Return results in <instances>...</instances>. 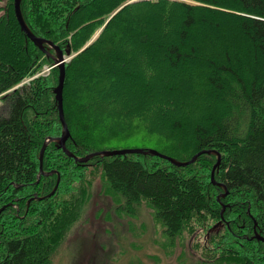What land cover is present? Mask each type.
Wrapping results in <instances>:
<instances>
[{
  "label": "trees",
  "instance_id": "16d2710c",
  "mask_svg": "<svg viewBox=\"0 0 264 264\" xmlns=\"http://www.w3.org/2000/svg\"><path fill=\"white\" fill-rule=\"evenodd\" d=\"M129 1L20 2L34 36L74 54L66 148L81 158L142 139L182 162L214 152L186 166L149 153L79 163L51 141L42 169L54 172L38 180L43 143L62 133L56 52L0 0V264H52L96 179L114 216L146 207L168 240L197 231L208 257L264 264V0Z\"/></svg>",
  "mask_w": 264,
  "mask_h": 264
},
{
  "label": "rangeland",
  "instance_id": "374dc122",
  "mask_svg": "<svg viewBox=\"0 0 264 264\" xmlns=\"http://www.w3.org/2000/svg\"><path fill=\"white\" fill-rule=\"evenodd\" d=\"M145 143L147 140L132 139L101 147L133 149L142 148L140 145ZM217 170L218 167L213 177ZM113 209L115 204L96 179L91 198L85 203L79 221L54 253L52 264H226L199 249L198 240L205 237L203 233H184L168 240L163 227L154 221L146 207L133 218L114 216Z\"/></svg>",
  "mask_w": 264,
  "mask_h": 264
},
{
  "label": "water",
  "instance_id": "95a60500",
  "mask_svg": "<svg viewBox=\"0 0 264 264\" xmlns=\"http://www.w3.org/2000/svg\"><path fill=\"white\" fill-rule=\"evenodd\" d=\"M134 1H137V0H131L129 2H134ZM181 1H184V0H181ZM20 2H21V0H13L14 14H15V17H16L18 23H19L21 31H23V33L26 35V37H28L32 41V43L36 47H38L41 51H46L44 48V44H48L51 48H53L55 50L56 55H55V57H53V63H54L53 66L58 68V73H59L57 85L55 86L53 92H54V96H55V102L57 105L59 120H60V123L62 126V133H61L60 137H57V138L49 137L43 143V146L40 149V153H39V175L37 176L38 180H39L41 175H49V174H52L54 172V171L44 172L42 169V159H43L44 151L46 149L47 144L51 141L56 142L57 146L60 147L67 156L73 157L74 160L79 162V163H85L86 161H88L90 158H92L95 155L113 156V155H123V154H127V153H141V154L149 153V154L164 158L166 160H169L171 163H174L177 166H186V165L194 162L195 159L201 153H203V152H207V153L214 152L211 150H204L200 153L195 154L190 160L184 161V162L177 161V160H175L169 156H166L164 154L159 153L158 151H156L154 149L145 150L144 148L101 150V151L93 152V153L86 155L84 157H81V158H77L75 155H73L65 146V142L68 139V137L70 136V132H69L67 123L65 121L64 110H63V87H64V80H65V65H66V62H68L74 56V54H70L69 51H67L66 53H63L62 51L59 50L58 46L54 45L52 42L34 36L24 22V19H23L22 14H21ZM96 35H94V37ZM217 155H218L217 161L214 164L212 171H211L212 172L211 177H212L213 182H214L213 171L218 166L219 161H220V155L219 154H217ZM58 183H59V175L57 177L56 184H55L54 188L52 189V191L47 196H51L55 192V190L58 186ZM2 210H3V208L0 209V213ZM254 237L258 240L264 241V238H262L256 232H254Z\"/></svg>",
  "mask_w": 264,
  "mask_h": 264
},
{
  "label": "bare ground",
  "instance_id": "6f19581e",
  "mask_svg": "<svg viewBox=\"0 0 264 264\" xmlns=\"http://www.w3.org/2000/svg\"><path fill=\"white\" fill-rule=\"evenodd\" d=\"M145 150H147V149H145ZM157 151V150H156ZM87 162V161H86ZM212 179V178H211ZM214 182H215V180H214Z\"/></svg>",
  "mask_w": 264,
  "mask_h": 264
}]
</instances>
